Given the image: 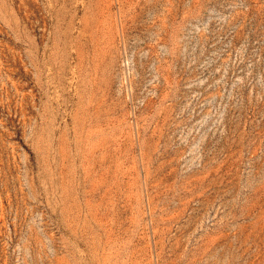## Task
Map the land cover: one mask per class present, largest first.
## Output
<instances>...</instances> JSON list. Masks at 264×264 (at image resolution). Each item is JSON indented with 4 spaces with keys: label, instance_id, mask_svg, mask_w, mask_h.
<instances>
[{
    "label": "rangeland",
    "instance_id": "rangeland-1",
    "mask_svg": "<svg viewBox=\"0 0 264 264\" xmlns=\"http://www.w3.org/2000/svg\"><path fill=\"white\" fill-rule=\"evenodd\" d=\"M0 264H264V0H0Z\"/></svg>",
    "mask_w": 264,
    "mask_h": 264
}]
</instances>
